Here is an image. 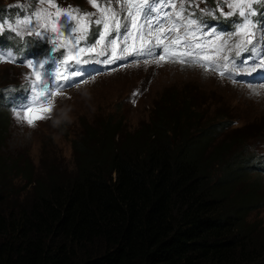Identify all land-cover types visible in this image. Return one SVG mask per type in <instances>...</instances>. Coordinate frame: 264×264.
I'll return each instance as SVG.
<instances>
[{
  "label": "trees",
  "instance_id": "obj_1",
  "mask_svg": "<svg viewBox=\"0 0 264 264\" xmlns=\"http://www.w3.org/2000/svg\"><path fill=\"white\" fill-rule=\"evenodd\" d=\"M220 118L233 114L171 90L136 128L85 129L72 170L19 168L33 186L12 207L0 161V264H264L255 136L222 135Z\"/></svg>",
  "mask_w": 264,
  "mask_h": 264
},
{
  "label": "rangeland",
  "instance_id": "obj_2",
  "mask_svg": "<svg viewBox=\"0 0 264 264\" xmlns=\"http://www.w3.org/2000/svg\"><path fill=\"white\" fill-rule=\"evenodd\" d=\"M13 1L15 0H0V7L9 9L15 5V3L12 4ZM59 1L78 8L82 13L96 12L88 0ZM97 2L104 6L109 3V0H97ZM183 2L186 9L190 3L193 5L188 10L195 12L197 17H201V10L217 9V0H214L212 4L205 0H183ZM196 2L202 7H195ZM27 3H31L34 7L35 0H28ZM180 3L181 0H176L177 8ZM111 4L113 8H117L116 0H111ZM31 11L32 8L29 7L20 14H0V19L14 23L18 17L23 18ZM224 11L227 12L230 9L225 7ZM221 17L217 10L216 18L202 15V20L208 27L215 26L217 31L227 33L230 29L220 24ZM92 19L95 20L96 16L94 15ZM258 19L260 18L253 17V20ZM94 26L95 24L90 27L89 35L93 33ZM207 30L205 28V31ZM12 35L5 29L0 34V47L7 49L20 47L27 58L33 56L35 52H43L44 54L39 53L34 57L49 54L60 59L64 51L61 49L51 54L49 52L51 45L46 42L25 36L24 41L17 43L19 38L12 39ZM141 43L142 41L133 39L129 41V47H140ZM249 56H251L250 53H243L240 58H237V64L241 59ZM139 58L145 60L144 57ZM100 59L105 60L106 57H100ZM157 59L158 57L147 58L153 62L131 65L111 73L108 72V68L113 63L78 66L84 74L75 77L71 83L62 82V90L53 95L50 103L44 106L50 109L49 111H45L44 108H35L28 114V118L34 119L33 126H29L26 120L18 119L15 114L21 109L22 104L30 99L31 94L27 92L25 95L22 90L13 91L7 87L9 84H17V87L26 90V77L32 75V70L23 65L20 68L0 64V161L5 163L7 170L9 168L6 178L9 181V187L13 189V192L7 195V200L10 202L8 207L20 204L30 194L33 186L26 185L27 180L20 174L19 168L22 169L26 164L31 163L34 166L36 178L46 177L48 166L58 165L62 169L72 170L75 162L73 140L77 139V136L81 138L85 129L105 124L109 118L113 120L122 118L126 125L136 128L140 123L148 120L153 104L174 89L198 96L201 101L204 100L211 114L222 110L230 111L233 119L224 123L221 122V118L218 120L221 125H229L222 135L255 136L246 154L252 157L253 154L256 155V164L253 167L258 173H252V177H259L260 192L264 196V174L259 168L264 160V72L236 75L234 79L240 82L232 84L220 78L216 72L205 71L197 65L187 66L180 62L178 64L168 57L157 63ZM256 59L252 57L249 62L254 63ZM55 67V63L46 65L49 71H54ZM86 73L91 79L83 81ZM253 89H256L259 94H255ZM41 115L44 116L43 119H36ZM252 221L258 222V225L264 229V207L251 215L249 222Z\"/></svg>",
  "mask_w": 264,
  "mask_h": 264
},
{
  "label": "snow or ice",
  "instance_id": "obj_3",
  "mask_svg": "<svg viewBox=\"0 0 264 264\" xmlns=\"http://www.w3.org/2000/svg\"><path fill=\"white\" fill-rule=\"evenodd\" d=\"M88 2L96 9L95 13H82L72 6L61 7L56 0H35L37 6L25 5V9L31 7L32 11L23 18L18 17L14 23L0 19V34L5 29L10 31L12 39L19 38L17 43L29 36L51 45V54L64 50L60 59L54 55L23 59V66L32 70V75L26 77V91L31 97L15 114L29 126L34 125V119L28 118V114L49 104L52 96L62 90V82L71 83L75 77L82 76L83 71L78 70L82 65L110 64L129 56L144 57L145 63L147 58L158 57L159 63L168 57L183 64L197 65L205 71H215L222 78L227 76L237 83L240 81L234 79L236 75L264 72V13L260 14V19L253 20L258 15L253 5L261 0H217V9L201 10L202 15L213 18L217 10L226 19L237 17L227 33L217 31L215 26L208 27L202 15L197 17L195 12L188 10L193 7L191 3L185 8L183 0L179 8L176 0H116L117 8L112 7L111 0L104 6L97 0ZM225 7L230 11L225 12ZM94 15L95 20L92 19ZM93 24L99 27L94 33L95 40L89 44V30ZM133 39L142 41L140 47H129ZM243 53L251 56L237 64V58ZM252 57L257 58L254 63L249 62ZM16 59L10 49L0 47V62H15ZM50 63H55L54 71L46 68ZM253 92L259 94L256 89ZM43 118V115L36 117Z\"/></svg>",
  "mask_w": 264,
  "mask_h": 264
},
{
  "label": "bare ground",
  "instance_id": "obj_4",
  "mask_svg": "<svg viewBox=\"0 0 264 264\" xmlns=\"http://www.w3.org/2000/svg\"><path fill=\"white\" fill-rule=\"evenodd\" d=\"M255 74V73H254Z\"/></svg>",
  "mask_w": 264,
  "mask_h": 264
}]
</instances>
